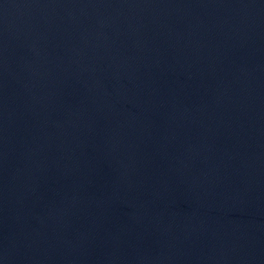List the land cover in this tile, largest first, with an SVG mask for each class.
<instances>
[{"label":"water","instance_id":"obj_1","mask_svg":"<svg viewBox=\"0 0 264 264\" xmlns=\"http://www.w3.org/2000/svg\"><path fill=\"white\" fill-rule=\"evenodd\" d=\"M0 264H264V0H0Z\"/></svg>","mask_w":264,"mask_h":264}]
</instances>
